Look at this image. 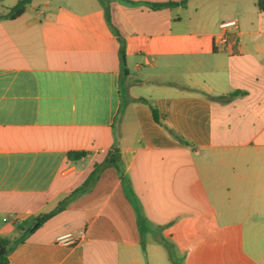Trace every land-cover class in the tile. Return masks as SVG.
<instances>
[{"label":"crops","instance_id":"obj_1","mask_svg":"<svg viewBox=\"0 0 264 264\" xmlns=\"http://www.w3.org/2000/svg\"><path fill=\"white\" fill-rule=\"evenodd\" d=\"M22 237L8 264H264L257 0H33L0 18V238Z\"/></svg>","mask_w":264,"mask_h":264},{"label":"trees","instance_id":"obj_2","mask_svg":"<svg viewBox=\"0 0 264 264\" xmlns=\"http://www.w3.org/2000/svg\"><path fill=\"white\" fill-rule=\"evenodd\" d=\"M257 1H258L259 8L261 10H264V0H257ZM32 2H33V0H21L13 8H11L9 10L8 14H6L5 16H0V18L6 17V18H10V19H16V18H18L24 14L28 5H30ZM174 5L175 4L167 3V4L153 5V7L154 8H164V7L174 6ZM121 58H122V62H124V58H125L124 57V44H122V47H121ZM151 110H152L154 120L157 123L161 124V120H160V117H159V114H158L156 108L151 107ZM84 155L85 154H83V153L70 154V156H73L76 159H79V158L83 157ZM119 161H120V156H119L118 152L110 153L102 166H114V167L118 168L119 167ZM102 166H101V168H102ZM101 168L99 167V170ZM96 177H97V173L92 174L89 177V179L84 182L82 187H80L79 189L72 192V194L67 199H65L64 201H62L60 203V205L57 207V209L55 211H53L47 215H44L41 218H38L37 221L41 222V223L45 222V221L49 220L50 218H52L53 216H55L60 211L64 210V207L70 201H72L74 198L78 197L79 195H81L82 193H84L90 189V187L93 185V182L96 179ZM27 233H29V231ZM27 233L24 234V236H26ZM23 237L18 239V240H15V241L0 238V264H8L9 263V259H8L9 254L13 250V247L16 246L17 244H19L24 239Z\"/></svg>","mask_w":264,"mask_h":264},{"label":"built area","instance_id":"obj_3","mask_svg":"<svg viewBox=\"0 0 264 264\" xmlns=\"http://www.w3.org/2000/svg\"><path fill=\"white\" fill-rule=\"evenodd\" d=\"M238 31V21L228 20L225 22H222L219 25V34L215 40L216 45L224 47L228 44L229 38L231 35L236 34ZM10 220L16 222L18 221V218H11ZM78 241V238L75 237L73 234L68 233L64 234L62 236H59L56 240V242L60 245H73Z\"/></svg>","mask_w":264,"mask_h":264},{"label":"rangeland","instance_id":"obj_4","mask_svg":"<svg viewBox=\"0 0 264 264\" xmlns=\"http://www.w3.org/2000/svg\"><path fill=\"white\" fill-rule=\"evenodd\" d=\"M172 257H173V259L175 260V263L177 264V262L176 261H178L177 259H178V257H176L175 255H174V252H172ZM144 264H154V261L150 258V257H147V256H145L144 257Z\"/></svg>","mask_w":264,"mask_h":264},{"label":"water","instance_id":"obj_5","mask_svg":"<svg viewBox=\"0 0 264 264\" xmlns=\"http://www.w3.org/2000/svg\"><path fill=\"white\" fill-rule=\"evenodd\" d=\"M38 225H39V223H38V224H36V226H38ZM36 226H35V227H36Z\"/></svg>","mask_w":264,"mask_h":264}]
</instances>
